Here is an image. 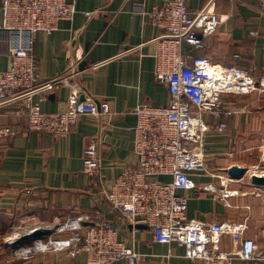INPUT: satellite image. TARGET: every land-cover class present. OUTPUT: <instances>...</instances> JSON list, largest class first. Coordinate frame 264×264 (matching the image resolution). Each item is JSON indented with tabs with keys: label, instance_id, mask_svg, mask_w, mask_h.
<instances>
[{
	"label": "crops",
	"instance_id": "obj_1",
	"mask_svg": "<svg viewBox=\"0 0 264 264\" xmlns=\"http://www.w3.org/2000/svg\"><path fill=\"white\" fill-rule=\"evenodd\" d=\"M77 14L73 21H62L53 34L39 33L34 43V56L39 64L41 80L67 78L54 92L37 95L45 113L67 110L70 96L81 102L93 100L107 103L108 116H83L65 138L56 140L48 133L29 132L25 118L15 115L16 106L0 108V129H12L15 135L0 137V217L30 221L24 230L34 227L51 229L52 235L42 239L48 244L35 249L32 243L0 257V264H86L84 253L72 257L69 251L56 248L50 241L65 240L74 234L69 224L80 218L98 216L109 222L118 238L143 257L138 264H206V260L185 257V248L153 242L150 229L133 226L120 212L111 211L104 203L103 191L109 189L123 169L139 168L133 156L135 108L141 104L168 106V89L155 78L156 41L162 31L145 10L164 0H70ZM210 0H190L193 10L205 7ZM0 0V73L10 69L11 59L1 43L3 13ZM212 10L218 12L222 24L209 39L208 56L226 69H240L254 75L264 74V13L253 0H215ZM93 14L86 17L85 14ZM224 132H217L211 115L203 119L210 127L206 134L207 177L197 178L201 184L219 187L211 174H226L236 165L256 172L264 167V102L261 96L229 95L224 97ZM228 113V114H227ZM102 139V169L98 178L83 171V151ZM260 152L261 158L252 157ZM253 158L250 162V159ZM263 172V171H262ZM236 179L231 189L239 197L228 201L231 207L211 197L191 199L188 219L208 223L243 224L245 237L257 239L264 249V197L260 187L247 179ZM169 180V179H168ZM239 180V181H238ZM95 184V186H94ZM26 217V218H24ZM97 220V219H96ZM84 230L77 232L79 235ZM6 242V241H4ZM238 245L224 235L216 254H233ZM127 260L113 264H129ZM231 264H264L234 258ZM213 264V263H212Z\"/></svg>",
	"mask_w": 264,
	"mask_h": 264
},
{
	"label": "built area",
	"instance_id": "obj_2",
	"mask_svg": "<svg viewBox=\"0 0 264 264\" xmlns=\"http://www.w3.org/2000/svg\"><path fill=\"white\" fill-rule=\"evenodd\" d=\"M189 1L164 0L152 11L145 10L144 4L135 6L162 31L155 42L154 73L156 80L168 89L170 102L168 106L141 104L135 108L133 156L139 168L125 167L111 187L103 191L104 203L133 226L150 229L154 243L184 247L185 257L193 261L204 259L206 264H231L234 258L264 261V249L259 248L258 238L245 237L248 229L245 223L188 219L192 198L211 197L231 207L228 201L240 196L239 191L231 189L238 178L227 173L211 174L219 187L197 182V178L209 175L205 139L210 127L204 115L213 117L216 131L221 133L227 129L223 121L225 96L257 94L264 102V74L256 76L240 69H226L214 64L208 56L209 39L222 24L218 12L212 10L215 0L199 10L191 9ZM253 1L264 13V0ZM1 11V43L7 48L11 66L0 73V108L16 106L15 115L25 118L29 132L48 133L56 140L68 136L83 116L110 115L107 103L81 102L74 93L67 110L57 114L43 112L40 102L34 101L35 96L54 92L67 79L41 80L34 56L36 35L53 34L62 21H73L77 14L74 2L2 0ZM85 15L89 18L93 14ZM14 135L12 129H0V137ZM101 143L99 139L83 151V171L93 179L100 176L102 169ZM255 169L254 174L264 171V167ZM84 221L80 218L67 226L74 234L72 237L49 243L61 251L68 249L72 257L84 253L86 264L141 261L143 256L120 241L118 231L109 222L98 216H88V226H84ZM35 228L39 227L31 232ZM82 230L79 235L77 232ZM224 235L232 236L239 251L215 255ZM261 236L264 245V231ZM34 243L35 249H41L42 240ZM45 246L47 249L48 244Z\"/></svg>",
	"mask_w": 264,
	"mask_h": 264
},
{
	"label": "water",
	"instance_id": "obj_3",
	"mask_svg": "<svg viewBox=\"0 0 264 264\" xmlns=\"http://www.w3.org/2000/svg\"><path fill=\"white\" fill-rule=\"evenodd\" d=\"M227 174L230 177L234 178H244L249 175V170L245 167H240V166H232L227 170ZM251 182L260 187H264V176H260L257 174H253L251 176ZM52 230L48 228H35L32 232H27L24 233L21 237V239L16 240L10 247L13 250H20L22 247L32 244L37 240H42L46 236H51L52 235Z\"/></svg>",
	"mask_w": 264,
	"mask_h": 264
},
{
	"label": "rangeland",
	"instance_id": "obj_4",
	"mask_svg": "<svg viewBox=\"0 0 264 264\" xmlns=\"http://www.w3.org/2000/svg\"><path fill=\"white\" fill-rule=\"evenodd\" d=\"M252 157H258L259 159L261 158V153L258 152L256 154H252ZM250 159V162H252ZM245 179V178H243ZM247 179L249 181H251V179H249L247 177ZM262 190L259 191L260 194H262V196L264 197V188H261ZM26 218V217H24ZM30 223V221H28V219L26 218L25 221H23V219H10L8 218L6 215L4 217H0V257H6L9 254V249H11V247L9 246L8 242H7V238L13 236L16 232L15 231V227L16 228H20L22 230H24V228L26 226H28ZM21 230V231H22ZM6 241V242H4Z\"/></svg>",
	"mask_w": 264,
	"mask_h": 264
},
{
	"label": "bare ground",
	"instance_id": "obj_5",
	"mask_svg": "<svg viewBox=\"0 0 264 264\" xmlns=\"http://www.w3.org/2000/svg\"><path fill=\"white\" fill-rule=\"evenodd\" d=\"M210 75V74H209ZM213 80V76H212V74L210 75V78H209V81H212ZM254 173H256V172H250L249 171V176L251 175H253ZM264 175V171L263 172H259V173H257V175ZM33 228H31V229H28V230H26V231H18V232H16L13 236H11V237H8L7 238V242H8V244L11 246L16 240H18V239H21V237H22V235L24 234V233H27V232H31V230H32ZM45 245L43 244L42 246H41V248H43ZM16 251V250H15Z\"/></svg>",
	"mask_w": 264,
	"mask_h": 264
}]
</instances>
